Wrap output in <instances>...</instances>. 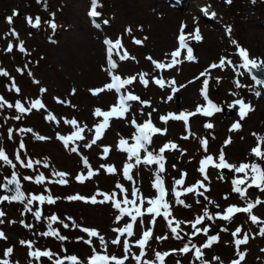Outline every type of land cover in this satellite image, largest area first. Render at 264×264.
I'll use <instances>...</instances> for the list:
<instances>
[{"label":"rangeland","instance_id":"rangeland-1","mask_svg":"<svg viewBox=\"0 0 264 264\" xmlns=\"http://www.w3.org/2000/svg\"><path fill=\"white\" fill-rule=\"evenodd\" d=\"M154 2L174 12L184 10L189 16L177 17L174 20L165 18L161 16L164 11L161 12L159 7H155ZM98 3L97 11L100 12V16L91 18L87 15L90 0H39V2L0 0V71L8 73L7 76L0 75V97L4 102L0 107V149L5 151L11 161V164L0 161V196L13 195L7 185V174L15 173L26 200L31 195L51 196L55 200L53 204H48L46 200L44 203L33 201L29 205L31 211H26L24 203L20 201L0 202V211L5 213L0 217L4 221L0 223V231L6 236V239H0V259H8L9 264H38V260L28 256L29 248L20 243L26 241L31 242L32 250L48 251L53 254L51 259L39 258V264H53L57 258L73 255L78 258L80 264H87L88 258L93 255V249L101 255L123 258L125 256L123 241L127 240L130 251L124 264H137L134 257L140 255L141 249L138 248L137 251L131 249L132 239L126 238L129 237L126 233L121 235L118 231H113L132 223V232L138 233L136 244L144 231L149 228L152 230V236L145 246L147 255L141 257L143 260L140 264H145L146 261L153 264L157 252L169 253L165 256L163 264H232V261L239 260L238 252L245 254L240 264H264V251H261L264 249V236L259 235L261 227H264V203L252 210V214L258 217L260 223L253 224L247 213H237L229 221L217 218V213L222 214L229 206L246 207L249 200L254 202L257 198L264 201V191L255 187L248 188L245 199H241L238 193L232 191L231 181L234 178H242L243 173L238 174L229 169L224 173L222 169L212 168L207 170L209 179L204 180L197 170L199 163L197 165L182 163L184 160L201 158L210 153L218 162V155L223 148L226 162L232 164L230 158H237L236 153L239 151L242 153L244 146L248 145L249 137L256 141V146L257 137H263L264 89L253 80L248 70L240 67L242 60L237 53V44L249 51L250 58L264 62V0H232L231 4L225 0H98ZM14 11L17 13L15 16ZM8 17H12L11 25L7 22ZM26 17H31L33 21L39 17V27H31ZM189 18L193 19V23L196 22L192 27ZM93 19L100 25L99 28L94 26ZM50 21L57 25L55 31L49 27ZM104 21L108 23L105 24ZM199 22L204 24L206 22L209 25L220 24L221 29L218 28L217 32L220 31L226 46L217 54V60L223 56L232 61L231 71L226 75L230 85L225 88L250 104L254 110L245 119L240 120L238 106L231 109L228 107L233 101L218 94L220 82L217 83L218 77L215 73L211 74L208 77L209 98L221 109L228 108L232 113L229 116L224 115L222 111L215 113L214 118L219 125L210 117L203 119L196 115L190 117L187 130L190 134L188 132L184 134L188 136L186 140L180 138L183 140L181 144L176 136L169 135L172 128H180V125L172 123L169 127L164 123L163 126L157 124L156 120L165 112L179 114L181 111H195L189 109L190 102H185L189 90L180 87L179 81L182 79L178 80L177 77L182 66L177 64L173 68L156 69L150 65L144 66L141 60L147 55L157 62L169 63L172 51L165 38L177 39L179 34L177 29L181 24L191 27L192 33L196 28H200ZM126 29L131 31L127 32ZM251 29L254 31L258 29L261 33L253 32ZM13 30L17 35H11ZM105 39L113 43L117 39L121 41V47L113 48L111 53V60L117 65L114 69H109L105 63V59L109 60ZM134 39L142 43L135 44ZM233 41H236V44ZM9 43L13 46L11 52L6 51ZM187 44L193 49L195 60L185 59L186 50L180 51L178 59L185 68L193 69V72L198 71L201 68L200 41ZM21 45L25 49L24 52L20 51ZM125 53L134 59L121 60L120 57ZM115 55L118 57L117 61L114 59ZM91 58L94 59L92 65ZM97 58H102L103 68L107 71L106 76L99 81H95L92 75L94 69L102 70ZM141 73L147 74L145 75L147 86L139 81ZM113 75H118L121 79L130 77L136 79L132 84L121 88L120 92H115L114 96L111 94L112 100L109 98L106 102H101L100 96L104 92L92 95L90 90L111 83ZM154 79H163L166 82L165 86L161 88L154 83ZM173 80L174 86L179 89L176 92L177 103L173 98V85L168 83ZM234 82H238L241 87H236ZM41 89L46 91L42 93ZM256 92H260L261 95L256 96ZM128 94L139 97V100L126 101L128 111L122 118H110L109 126L104 130L102 137L92 144L95 138V125L103 121V117L93 115L94 110L99 108L102 111H109L112 106L118 104L121 95ZM169 96H172L171 100L168 99ZM36 99L41 100L45 107L39 110L31 109L26 113L16 111L17 101L27 109ZM253 99L254 102H251ZM195 103L203 105L205 101L201 97V100ZM49 114L54 117L53 120L46 119ZM17 116L20 118L16 119ZM133 119L137 125H142L150 119L155 127L167 129L164 135H153L151 142L140 150V164L136 163L135 157L129 159L128 154L117 147L121 138L128 142L129 147L135 143L132 139L136 133V127L132 124ZM71 120H75L77 124L73 126L65 122ZM235 122L240 123V129L229 131ZM205 123H212L214 127L205 129ZM181 124L185 129L183 121ZM78 128L84 129L81 133L83 139L70 141L65 148L58 136H71ZM9 129L12 130L11 138ZM179 132H183L181 128ZM254 133L256 135H253ZM37 136L47 139L39 140ZM178 137H181L180 133ZM229 138L231 143L225 146L224 142ZM200 139L208 141L207 152L200 142L199 144L196 142ZM168 142L175 143L180 151L166 150L163 153V172L159 171V165L156 163L145 165L142 162L148 152L159 155V149ZM21 143L24 145L23 149L20 148ZM89 144L91 147L85 146ZM72 147H76L77 152H71ZM105 147L109 148L107 155L103 151ZM261 148L264 150V144ZM17 154L20 157L19 161L16 159ZM85 159L88 166L84 164ZM29 161L32 163L31 168L22 166ZM251 162L264 167V160H257L250 154L247 161L241 163ZM125 164L133 165L129 172L131 180L124 178ZM108 166L113 167L115 172L108 173L106 171ZM89 169L95 173L90 179L83 182L76 180L77 175L87 177ZM57 172L66 173L63 177L67 181L66 184L56 183L61 179L55 175ZM181 173L186 175L189 173L190 182L175 186L174 181L181 179ZM40 175H43L44 181L37 184L35 178ZM157 176L163 181L165 200L170 206L171 216L168 219L174 221L173 227L175 222H183L178 229L181 239L174 238L167 220L162 215L156 217L155 223H152V214L146 211L149 207L147 201L154 199L158 194L153 187ZM197 181H203L210 190L198 189L203 195L196 193L181 195L180 199L184 204H176L173 188L183 192L185 188L196 185ZM118 183L123 191L116 187ZM241 187L246 188L247 184ZM133 188L139 193L135 198L131 195ZM98 192L109 197L115 194L113 198L121 201V207L130 210L133 205H125L123 200L135 199V204L141 208L143 215L132 221L131 216L125 214L117 221L116 217L120 212L111 206V199L104 204L67 199L69 196L79 195L85 198L95 196L98 201L103 200L104 196L97 195ZM225 196L228 198L225 199ZM205 209L213 219L205 217L197 228H207L208 233L204 234L201 231L192 235L194 229L188 222H194L197 217L203 216ZM37 210L41 213L40 220H36L33 215ZM52 215L57 216V221H50ZM64 224L68 227L65 228ZM83 228L96 230L98 236L89 237L81 230ZM237 228H240L241 232L233 237L232 233ZM53 230L66 239L61 241L56 236L42 235ZM245 235L247 243L237 246L235 240L243 239ZM117 236L120 237L121 243L112 244L111 241ZM210 236H218V241L209 248H203ZM100 237H103V244ZM85 240H91L92 243H84ZM185 245H188L189 253H180L179 249ZM8 247L13 248V252L9 257H4L3 252ZM195 248L201 249L203 254L201 260L196 259ZM214 257L219 259H213Z\"/></svg>","mask_w":264,"mask_h":264},{"label":"snow or ice","instance_id":"snow-or-ice-1","mask_svg":"<svg viewBox=\"0 0 264 264\" xmlns=\"http://www.w3.org/2000/svg\"><path fill=\"white\" fill-rule=\"evenodd\" d=\"M37 2H39V0H37ZM225 2L228 4H231L232 0H225ZM98 7H99L98 0H90V10L88 11L87 15L91 18H96V17L100 16V12L97 11ZM15 15H17V13L14 11L13 16H15ZM26 21L33 28L39 27V25H40V18L39 17H36L35 21H33V19L31 17H26ZM7 22L9 25H11L12 24V17H8ZM48 23H49V27H51L52 30L55 31V29L57 28V25L51 21ZM104 23L107 24L108 21H104ZM93 24L97 28L100 27L99 24L95 23V19H93ZM185 28H186V25L181 24L180 29H179V34L177 37L179 47L170 54L172 59L170 60L169 63L165 64L163 62H157L155 60H152L151 57H147V59L152 61L153 65L156 69L173 68L177 64L181 63V61L178 59V56L180 55L181 50H186V52H187V55L185 57L186 60H188V61H194L195 60V57L193 55V50H192V48L188 47L187 40L191 38V39H194L195 41L199 42L202 40V36L200 34L199 28H196L192 33H189V34H185V31H184ZM126 31L130 32L131 29H126ZM229 31H230V29H229ZM11 35L15 36L17 34L13 30L11 32ZM133 42L135 44H141L142 43V41L135 40V39ZM104 43H105V45L108 46L109 69H114V68H116L117 65L111 60V53H112L113 48L121 47V41L119 39H117L113 43L112 41L105 39ZM233 43L236 44V41H233ZM12 47H13L12 44L9 43L6 51L11 52ZM20 51L21 52L25 51V49L23 48L22 45L20 46ZM237 53H238L239 58L242 60V64L240 65V67H243L245 70L264 68V62H258L256 59L250 58L249 51L247 49L243 48L242 46H239L238 44H237ZM120 59L121 60H127V59H134V57H130L127 53H125L124 55H122L120 57ZM226 65L232 66V61L222 56L219 59L218 63H216V62L212 63L211 65H209V67L207 69H205L197 77L194 78L195 80H199L201 77H205V79L203 80V83H202V87L200 89V95L203 98V100L205 101V103L203 105H197L195 111H193V112L181 111L179 114L170 113L166 116H161L160 117L161 121L165 124L169 120L183 121L184 126H185V130L187 131L188 126H189V118L190 117H193L197 114L202 115L204 117H211L215 113L221 112L222 109L219 106H217L208 96L209 80L207 77L209 76L211 69L219 68V69L223 70ZM109 74H111V72ZM0 75L7 76L8 73L0 71ZM145 75H147V74L146 73L139 74V81H140V83L147 86L148 81L145 80ZM135 79H136V77L121 79L120 76L113 75L111 83L105 84L102 88H97V89H93L90 91L92 92V95H98L99 93L104 92L105 90H113V89H115L116 92H120L121 88H123L125 85L132 84ZM253 79H255V77H253ZM192 82H194V81H189V83H192ZM219 82H220L219 78H217V83H219ZM256 82L258 84L262 83L259 80H257ZM154 83L159 85L161 88H163L165 86L166 82L163 79H154ZM168 83L173 85V87H172L173 93H175L179 90L177 87L174 86L175 85L174 80L169 81ZM234 83H235L236 87H241V85L238 82H234ZM13 87H15V86L13 85ZM180 87H185V85H181ZM16 90L19 91V89H16ZM40 91L43 93L46 91V89H41ZM74 91L75 90H73V92ZM255 95L260 96L261 93L256 92ZM168 99L171 100L172 96H169ZM137 100H139V97L132 95V94L121 95L119 97L118 104L112 106L109 111H102L99 108L95 109L93 115L97 116V117H103V121L101 123L95 125V138L92 140L91 143L95 144L96 141L102 137L104 130L107 129V127L109 126V119L110 118H112V117L122 118L124 116L125 112L128 111V106L126 105V101H137ZM3 103H4L3 98L0 97V107L3 106ZM143 103L146 104L147 102H143ZM8 106L12 107V105H8ZM237 106H238V116H239L240 120L245 119L246 116L251 111L254 110L250 104H248V103H246L240 99H237L233 103H230L228 105V107L230 109L236 108ZM44 107H45L44 104L39 99L34 100L31 103L30 108H27V109L24 106H22L19 101H17L15 104V109L18 113H26V112L30 111L31 109L39 110V109H42ZM15 118L19 119L20 117L17 116ZM46 119L47 120H53L54 117L51 114H49L46 117ZM65 122L71 123L73 126H75L77 124V122L75 120L65 121ZM132 124L136 127V133L132 137V139L135 141V143L129 147L128 142L125 139L121 138L119 140L117 147H118V150L126 152L128 154L129 159H131L132 157H135L136 163L140 164L141 163V157L139 155L140 150L142 148H145V146L151 142V137L153 135H155V134L164 135V134H166L167 129H160V128L155 127L151 123L150 119L142 125H137L135 120L133 119ZM213 127H214V125L212 123H205L204 124L205 129H212ZM240 127H241L240 123L235 122L231 125L229 131H238L240 129ZM21 131H31V130L30 129L29 130L21 129ZM83 131H84L83 128H78L76 131H74L72 133L71 136H58V139H60L63 142L65 148H67L70 141L83 139V136L81 135V133ZM11 135H12V130L9 129V138H11ZM253 135H256V134L254 133ZM36 138L39 140L47 139L46 137H43V136H37ZM182 139L186 140V139H188V136H183ZM199 142H200V145L202 146V148L204 149V151L207 152L208 141L206 139H200ZM230 143H231V139L229 138V139L225 140L224 145L227 146ZM262 144H264V137H257V146L251 149L250 154L253 155L254 157H256L257 160H264V150H262V148H261ZM85 146L91 147L90 144L85 145ZM177 147L178 146L173 142L165 143L159 149V153H160L159 155H154L153 153L148 152L147 155L144 157L142 162L145 165H150L152 163H156L159 165V171L163 172L164 171L163 153L166 150L177 149ZM20 148L21 149L24 148L23 143L20 144ZM70 151L75 153V152H77V148L72 147L70 149ZM103 151H104V154L107 155V153L109 152V148L105 147ZM16 159L18 161L20 160L19 154H17ZM217 159H218V162H216L214 160L212 155H206L199 161V168L197 170L203 176L204 180L209 179L208 174H207V169L209 167H212L215 169H229L231 171H234L235 173H238V174L243 173L244 174L242 178H234L231 181L232 186H233L232 191L234 193H238L241 199H245L246 192H247L248 188L255 187L257 189H260L261 191H264V167H262L261 164L256 163V162L241 163L239 166L229 164L225 160V154H224L223 148L220 150V153H219ZM0 161H4L5 163L11 164V161L9 160L8 156L5 154V151L3 149H0ZM84 164H85V166H88V162L86 159L84 160ZM22 166L31 168L32 163L29 161L26 165H22ZM45 167H47V165H45ZM102 167H105V166H102ZM132 167H133V165H131V164H125L124 165L123 175H124L125 179H128V180L132 179V177L129 175V172H130ZM173 167H175V165H173ZM106 171L108 173H114L115 169L111 166H108V167H106ZM94 174L95 173H93L91 171V169H89L87 177H85L83 175H77L76 180L79 182H83L85 179H90ZM55 175L61 177V179L56 181V183H59L62 185L67 183V181L65 179H63V177L66 176V173L57 172V173H55ZM185 175H186L185 173H181V179L175 180L174 185L175 186L182 185L184 183L183 177ZM25 179H31V178L25 177ZM221 179H223V177H221ZM43 181H44L43 175L37 176L35 178V183H37V184H41V183H43ZM8 184L9 185H15L14 189L12 190V191H14V194L11 196H0V202H3V201H8V202L21 201V202H23L25 200V195L20 190V184L16 180L15 173H13L12 179L8 181ZM245 184H247V187L242 188L241 185H245ZM116 187L121 188V191H123V188L119 183L116 185ZM153 187L156 189L158 194L156 195V197L154 199H149L147 201L149 207L146 209L147 213L152 214V221L151 222L155 223V218L162 215L164 217V219L167 220L168 227L171 229V232L174 234V238L181 239V237L178 235V229L180 228V224L183 222L177 221V222H175V226L173 227L172 225H173L174 221L171 219H168V217L171 216L170 206H169L168 202L165 200L166 193H165V189L163 186V181L159 176H157V179L154 182ZM5 188H7V186H5ZM201 188L204 189V191L210 190L207 187V185L204 184L203 181H197L196 185L189 186V187L185 188L183 190V192L176 191V189L174 187L173 188V195L176 197V200H175L176 204H178V205L184 204V201L180 199L181 195H184L187 193H196L198 195H203V192L198 191V189H201ZM97 195H103L104 199L98 201L95 196H93L91 198H85V197H82L79 195L69 196V197H67V199L68 200H84L85 202H88L91 204H97V203L104 204L111 199V206L115 209H118L120 212V215L116 217L117 221H119L121 216H123L125 214L130 215L132 221H136L138 216L143 215L141 208L139 206H136L135 199L128 200L127 198H125L123 200V204H125V205L132 204L133 205V208L130 210L127 207H121V201H117L113 198L115 194H113V197H109L107 194L98 192ZM131 195L134 198L137 197L139 195L138 190L133 188ZM224 198L227 199L228 197L225 196ZM205 199H207V197H205ZM45 200L47 201L48 204L55 203V200L51 196L45 197V196L31 195L30 198L27 199V203L24 204V208L26 211H31V209L29 208V205H31L33 203V201H39L40 203H44ZM211 202L212 201H209V203H211ZM141 203H143V201H141ZM261 203H264V201H261L260 199L257 198L254 202L249 200L247 202L246 207H237L234 205L229 206L224 210V212L222 214L217 213V218L223 219L225 221H229L237 213H247L249 215V219L252 221L253 224L260 223V221L258 220V217L252 214V210L257 205H259ZM133 212L135 213L134 215L132 214ZM4 215H5V213L3 211H0V217H3ZM33 215L36 218V220H40L41 213L39 210L34 212ZM205 217H207L208 219H213V217L210 216L208 211L205 209L203 216L197 217L194 222H188V223H191V226L194 229V232L192 233V235H196V234L200 233L201 231H203L204 234L208 233L207 228H204V229L197 228V225L201 224ZM49 219H50V221L55 222V221H57L58 218L56 215H52ZM0 223H4V221L2 219H0ZM10 223H14V222H10ZM21 223H23V221H21ZM25 226L31 227L30 225H25ZM63 226L65 228L68 227L67 224H64ZM49 227L51 228V224H49ZM132 228H133L132 223H129L124 228L113 229V231H118L121 235L126 233L128 236H132L133 235ZM81 230L83 232L87 233V235L89 237H97L98 236V232L94 229L90 230L87 228H83ZM222 230L226 231V229H222ZM240 232H241V229L237 228L232 233L233 237L237 236ZM42 235H44V236H49V235L56 236L61 241L66 239V237L59 235V233L55 230L49 231V232H44V233H42ZM259 235L264 236V227H261ZM151 236H152V230H151V228H149L147 231L143 232L142 238L139 241H137V245L141 249L140 255L134 257V259L137 261V264H140L141 257L144 255L143 249L145 248V246H146V244H147V242ZM166 238L167 237H157V239H166ZM0 239H6V236L2 231H0ZM100 240H101V244H103V237H100ZM217 241H218V236H210L208 238V241L203 245V248H209V247H211V245L213 243H216ZM20 243L22 245H26L29 248L28 256L31 258H34L36 260H39V258H41V257H48L49 259H51L53 256V254L48 252V251L32 250L31 242L20 241ZM84 243L91 244L92 242H91V240H85ZM111 243L112 244L121 243L120 237L117 236V238L112 240ZM246 243H247V235H245V237L243 239H236L235 240V244L237 246L244 245ZM193 247H195V246H193ZM123 248H124V252H125V256L123 258H117L116 256L101 255V254L97 253L95 251V249H93V255L88 258L87 264H124V261L128 258L127 253L130 251L129 243L127 240L123 241ZM175 251L176 250H173V252H175ZM189 251H190V249H189L188 245H185L183 248L179 249L180 253H189ZM261 251H264V249H261ZM12 252H13V248L8 247L4 250L3 256L9 257L12 254ZM167 255H169V253L157 252L155 254V257H156V260L160 262V264H163L164 258ZM202 255L203 254L201 252V249L195 248L196 259L201 260ZM238 255H239V260L232 261V264H240V261H242L244 259L245 254L243 252H238ZM64 259L69 261V264H80L78 258L74 255L73 256H67ZM64 259L57 258L53 262V264H64ZM213 259L218 260L219 258L214 257ZM0 264H9V260L8 259H0ZM145 264H151V262L146 261Z\"/></svg>","mask_w":264,"mask_h":264},{"label":"bare ground","instance_id":"bare-ground-1","mask_svg":"<svg viewBox=\"0 0 264 264\" xmlns=\"http://www.w3.org/2000/svg\"><path fill=\"white\" fill-rule=\"evenodd\" d=\"M157 1H159V0H157ZM154 3L156 5L155 7H159L161 12L164 11V13H161V16L163 15V16H165V18H171V20H174L177 17L181 18V17H184L185 15L189 16L188 14H186L184 12V10L174 12L171 9H167L163 5L159 6L158 2H154ZM155 10H157V8H155ZM207 13L210 14L209 12H207ZM217 20H218V18H216V21ZM201 22H199V26H200L199 30H200V34L202 36V40L200 41V45H201V55L200 56H201V58L199 59V63L201 64V68H200V70L193 72V69L185 68V66H183L182 63H179V65L182 66V67L179 68V72H178V75H177L178 80L182 79L181 81H179L181 83V85H185V87H181V88L187 89L190 92V93L188 92V94L186 95L187 98L185 99V102H190V108H189L190 110H195L197 105H198L195 102H198V101L201 100L200 89L202 87L203 80L205 79V77H201L199 80H195L194 78L197 77L205 69H207L209 67V65H211L212 63H214V62L218 63L217 54H220L221 51L224 50L223 47L226 46L224 44L226 41H225V39L223 37H221L222 35H221L220 31L217 32L218 28L221 29L220 28L221 27L220 24L217 23V24L209 25L206 22H205V24L201 23ZM189 24L192 27L193 24L194 25L196 24V22L193 23V19L189 18ZM191 27L186 25V28L184 29L185 34L191 33ZM179 29H180V26L178 27L177 30H179ZM252 31L256 32V33H261L258 29H256V31H254V30H252ZM165 41H166V43H168L170 45V49H171L172 52L175 51L179 47L178 40L175 37L174 38H172V37L165 38ZM192 41H195V40L190 38V39L187 40V43H191ZM114 59H115V61L118 60L117 55H115ZM93 61H94V59L91 58L90 59V65L93 64ZM141 62H144V64H143L144 66L148 67V65H150V66L154 67L152 61L147 59V55H145L142 58ZM105 63H106V66L109 67L108 60L105 59ZM98 64H99V66L102 67V70L98 71V70L94 69V71L92 72V75H93L95 81H99V80H101V78H104L106 76V72H107L105 70V68H103L104 64H103L102 58L98 59ZM230 71H231L230 70V66L226 65L223 70H221L219 68L211 69L210 73H209V76L211 74H214V73L217 75V77L220 80V88L218 89V94L223 96L225 99L232 100L234 102L235 100L239 99V97L235 96L231 91H228V89L225 88L228 84L230 85V80L227 79V77H226L227 73L230 72ZM189 81H194V82L189 83ZM110 91L109 90H107L106 92L104 91V94L100 96V101L101 102H106L109 98L112 100L111 94L113 95L116 91H115V89L114 90H110ZM255 99H253L251 102H254ZM114 100H115V97H114ZM240 100H242V99H240ZM168 114L169 113L165 112L163 114V116H166ZM197 116H200L202 119L205 118L204 116L199 115V114H197L196 117ZM210 118L213 120V122L216 125H219V122H217V120L214 118V115L211 116ZM156 122H157V124H161V125L164 126V123L161 121L160 117H157ZM172 123H175V125L176 124L180 125L179 127L182 129L183 132H179L180 128H174V129L172 128V130H170V132H169V135L176 136V138L179 139L181 141V144H182L183 140L180 139V138H182L184 136V134L186 132H188V131H186L184 129V127L181 124V121L169 120L166 123V126L171 127ZM179 133H180L181 137H178ZM188 133L190 134V131ZM158 135L161 136L160 134H158ZM194 137L196 139H198V137H196V136H194ZM263 137H264V134H263ZM176 138L174 139V141H176ZM199 141L196 140V142L198 144H199ZM247 144L248 145L244 146V149H243L242 153L240 151L236 153V157L238 159L237 158H235V159L234 158H230V161H231L232 165L239 166L240 165L239 163L247 161V159L249 158V154L251 153V148L256 147V141L252 137H249V140H248ZM174 150L175 151H180L178 148L174 149ZM174 150H170V151H174ZM182 155H185V153H183ZM210 155H212V153H210ZM250 156H253V155L250 154ZM203 157H201V158L195 157L194 159L184 160L182 163L185 162V163H189V164H192V165H197L199 163V161ZM208 169L212 170V167H209ZM183 179H184V183L183 184H185V183L188 184V182H190V179H191L190 174L188 173L187 175H185L183 177ZM137 237H138V233L137 232H134L132 236L126 237V238L132 239L133 245H131V249L136 250V251L139 248L138 245L135 243V239ZM143 251H144V255L143 256L147 255L148 251L145 248L143 249ZM142 260L143 259H141V261ZM153 262H154L153 264H155V263H158L159 261H157L156 257H155Z\"/></svg>","mask_w":264,"mask_h":264},{"label":"water","instance_id":"water-1","mask_svg":"<svg viewBox=\"0 0 264 264\" xmlns=\"http://www.w3.org/2000/svg\"><path fill=\"white\" fill-rule=\"evenodd\" d=\"M250 72L252 74L253 77H255V80H259L262 83H260L262 85V87L264 88V68H259V69H250ZM174 96V100L175 102L178 101V95L176 93L173 94ZM223 113L226 115H230L232 113L231 110L224 108L223 109ZM12 179V176L9 175L8 176V181ZM15 185H9L10 190L12 191L14 189ZM14 194V191H12ZM25 201V200H24ZM64 264H69V261H67L66 259H64Z\"/></svg>","mask_w":264,"mask_h":264}]
</instances>
